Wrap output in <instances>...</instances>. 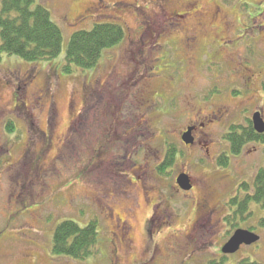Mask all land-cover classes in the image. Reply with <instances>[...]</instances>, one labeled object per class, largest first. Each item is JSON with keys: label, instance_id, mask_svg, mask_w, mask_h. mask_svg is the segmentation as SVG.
<instances>
[{"label": "rangeland", "instance_id": "obj_1", "mask_svg": "<svg viewBox=\"0 0 264 264\" xmlns=\"http://www.w3.org/2000/svg\"><path fill=\"white\" fill-rule=\"evenodd\" d=\"M36 1L50 10L61 27L63 49L56 58L37 62L0 53V264H112L117 254L110 242L115 227L105 192L127 189L134 179L135 162L148 165L146 182L159 187L163 199L146 204L137 191L142 206L132 220L135 249L119 253L121 264H132L141 255H146V264L218 262L225 256L222 247L241 226L256 232L259 240L228 254V264L243 258L264 264V227L259 223L264 209L253 202V216L232 227L227 204L241 183L252 186L257 170L264 166V143L247 144L241 154L232 156L228 167L220 168L210 158L229 150L224 135L232 124H247L259 110L264 118V0ZM185 5L207 13L220 8L229 22L228 29L222 20L217 23L218 34L200 39L194 81L188 85L180 83L186 38L178 26L180 22L185 27L186 21L166 15L184 14ZM98 21L121 23L126 39L104 52L94 73L77 67L66 72L63 66L72 33L92 28ZM138 40L146 43L141 44V55L151 58V65L159 58L173 78L151 76L161 70L158 64L151 69L142 80L151 82L152 92H139L144 103L130 95V78H107L112 67L119 68L120 77L126 76L130 65L135 68L132 42ZM160 42L165 45L158 46ZM250 72L255 75L253 81H247ZM219 106H225L228 114L225 125L214 130L216 145L210 155L203 144L187 147L180 133L188 118L197 110L208 113ZM86 107L91 110L88 125L82 122ZM13 121L19 130L15 128L10 135L7 127ZM166 142L178 147V160L160 177L154 166ZM183 170L196 182L188 194L174 187ZM123 173L128 176L119 175ZM203 176L213 189L212 213L208 215L203 207L196 210L204 226L192 232L193 202L201 196L199 179ZM156 202L154 208L163 224L160 227L156 221V235L146 251V218ZM116 208L119 214L122 206ZM69 219L81 226L97 219L100 235L95 255L74 259L53 253L55 230Z\"/></svg>", "mask_w": 264, "mask_h": 264}, {"label": "trees", "instance_id": "obj_2", "mask_svg": "<svg viewBox=\"0 0 264 264\" xmlns=\"http://www.w3.org/2000/svg\"><path fill=\"white\" fill-rule=\"evenodd\" d=\"M125 39V27L115 21H98L92 28L73 32L66 49L64 70L71 73L74 71V67L81 69L97 67L104 52L117 47ZM63 41L61 27L44 4L36 0H1V54L16 55L30 62L50 61L61 53ZM1 54L0 59L2 58ZM161 74L170 78V74H167L163 68ZM247 120V124H232L225 132L224 138L228 143L229 151L218 156L217 165L219 167H228L232 156L241 154L247 144L251 142L264 143V133H258L254 129L252 120L250 118ZM14 129L12 123L8 124L7 130L10 135L13 134ZM168 147L163 162L162 171L164 172H167L168 168H172L175 159L172 144H169ZM253 202L264 209V166L257 170L252 186L248 182L241 183L237 194L229 200L232 213H230L228 221L232 227H236L238 223L245 222L253 216L251 210ZM259 223L264 227V218ZM252 229L254 228L252 227ZM99 235L97 219L90 220L85 226L70 219L64 220L55 230L53 253L70 256L74 259H86L97 253ZM210 264H228L227 257L225 255L220 261H212ZM236 264L263 263L243 258Z\"/></svg>", "mask_w": 264, "mask_h": 264}, {"label": "flooded vegetation", "instance_id": "obj_3", "mask_svg": "<svg viewBox=\"0 0 264 264\" xmlns=\"http://www.w3.org/2000/svg\"><path fill=\"white\" fill-rule=\"evenodd\" d=\"M185 13L181 14L179 11H173L170 13H166V15L170 16L173 19L176 18H181L186 21L185 27L182 26L180 22H178V26H180V29H183V34L185 36V55L182 58V64H183V69H182V79L180 83L182 85H185L184 83L187 82V85L192 83L194 81V75H193V63H194V58H195V51H196V46H200L202 40L205 38H208L211 35H216L219 33L220 28H217V23L220 21L224 20V15L222 14V11L220 8L216 10L215 13H207L203 11L201 8H197L194 5L186 6L185 5ZM224 25L226 26V29L229 28V22L228 20H224ZM157 37L160 36L158 31L156 32ZM202 39V40H200ZM143 40H138L136 42H132V45H134V48L132 50L133 52V59L135 60V68L130 65L129 72H127L126 76L124 75L123 77H120V70L117 66L112 67L109 72L107 78H114L113 80H126L130 78V82H133L131 84L129 91L131 92L130 95H133L136 99L134 100H140V103H144L145 100H143L144 95L139 94V92H147L151 93L152 89L150 86L149 81H143L145 76H150L148 73L151 69L155 68L157 64L159 67L162 69L163 62L158 61L156 63H149L152 61L151 58H147V56L141 55V46L144 44L146 45ZM217 42V41H216ZM140 43V44H139ZM204 42L203 44H205ZM142 44V45H141ZM158 46L165 45L162 44L161 42L157 44ZM144 47V46H143ZM124 60H129V59H124ZM130 63V61H129ZM127 61H123L122 64H129ZM142 67V71H141ZM128 68V66H126ZM248 70V69H247ZM96 71V67L93 68V73ZM125 74V73H124ZM129 75V77H128ZM157 75H162L161 70H156L155 73H153L151 76H157ZM172 78V76L170 75ZM255 75L254 73L250 72L249 78L247 81L251 80L253 81ZM135 78H139L138 80L134 82ZM143 79V80H142ZM173 80V78H172ZM119 81V82H120ZM142 81V84L138 85L136 84L137 82ZM173 84V83H172ZM138 85L136 88L135 86ZM135 88H134V87ZM174 86V85H173ZM88 107V106H87ZM86 107L85 111L83 112V120L82 122L85 125H88V120H89V114L91 110L89 111L88 108ZM97 108V107H96ZM193 110L195 109V106H191ZM191 110V112L193 111ZM98 111V110H97ZM227 109L225 106H219L215 110H211V112L204 113L201 112L200 110L195 111V114L193 117L188 118V123L186 124L185 130H182L180 133V137H183V134L186 133L189 129H191V136L194 140L192 144H184L189 147L194 149L198 143L203 144L208 156L210 155V151L213 147H215V134L216 132L214 131L217 126L221 127L225 125L226 122V117H227ZM29 117H32L31 115ZM35 120H31V125L34 126ZM13 126L14 128H18L19 126L17 122L13 121ZM130 126V125H128ZM113 126H111L112 128ZM118 126L116 125V128ZM197 132V133H196ZM26 135H29V129L25 131ZM128 136H131L130 133L127 134ZM19 139H15V142L18 141ZM168 145L169 143L166 142V147L164 153L160 156V160L157 161L155 164L154 168L156 169L157 173L161 177L164 175L163 169V162L166 158L167 155V150H168ZM178 148V147H177ZM173 147L174 153H175V159L173 161V165L176 164L178 160V149ZM9 151V149H8ZM195 154H193L194 156ZM220 154H218L219 156ZM218 156L215 157H210L211 160H213V164H217V158ZM215 158V159H214ZM1 162V161H0ZM196 165H199L196 163ZM149 170V167L147 164L142 165L140 163L133 164V169L132 173H134V179L130 180V185L127 189H122V190H113V189H106L108 192H105V195L107 199L109 200L110 204L108 203V207L110 211H112L111 217L114 222V227L115 231L113 232V237L110 239L111 245L115 251L116 254V259L112 264H121V256L119 253L121 252H131L135 249V235H134V226L132 223V220L135 216V213L139 210H141V197L138 194V190H140L143 194V201L148 204L156 198L157 202L160 203L162 202L163 195L161 189L156 187L155 185H148L147 184V179L149 180L148 175L146 172ZM138 173H142L143 176H141ZM150 173H151V167H150ZM130 174V173H129ZM181 174H187L190 178V184H191V189L189 190H183L179 184H177V179ZM121 177L128 176L127 173L119 174ZM137 181V182H136ZM141 185H138V184ZM199 185L202 187V192L201 196L199 199H195L193 202L194 207H195V217L190 219L191 224L189 226V231H196L199 229V227L204 226L203 224H200L198 221V215L196 214V210L201 211L202 207L207 211V214H211L212 210L210 208V200L211 196L213 194V189L208 181V179L203 176L201 179H199ZM196 186V182L191 178L190 174L186 171L183 170L179 173V175L176 177V185L174 186L176 189L184 192L187 191V194L191 191H193L194 187ZM158 193V194H157ZM156 203H151L152 208L149 214L147 215L146 218V225H145V233L147 237L149 238V243L154 239L156 235V231L154 229V226L156 225V221L160 222V227L162 226V221L160 220V215L158 212L155 210V205ZM113 204L114 207L111 205ZM227 204L229 205V200L227 201ZM117 206H122V211L117 214L116 207ZM230 208V206H229ZM146 246V251L150 248L152 244ZM157 249H155L156 252ZM146 254V253H145ZM154 257V256H153ZM146 255H141L138 258H135V261L132 264H146L148 260H146Z\"/></svg>", "mask_w": 264, "mask_h": 264}, {"label": "water", "instance_id": "obj_4", "mask_svg": "<svg viewBox=\"0 0 264 264\" xmlns=\"http://www.w3.org/2000/svg\"><path fill=\"white\" fill-rule=\"evenodd\" d=\"M252 121L254 129L259 133H264V118L261 111H257L256 113H254ZM183 140L187 144H192L194 142L191 136V129H189L188 132L184 134ZM177 182L182 189H191L190 178L187 174H181L178 177ZM258 240L259 235H257L256 233L247 229L239 228L233 233L231 238L223 246L222 250L225 254L236 253L242 245H251Z\"/></svg>", "mask_w": 264, "mask_h": 264}]
</instances>
